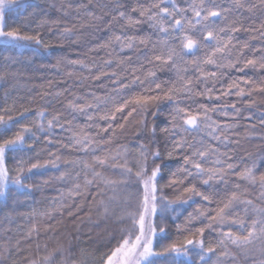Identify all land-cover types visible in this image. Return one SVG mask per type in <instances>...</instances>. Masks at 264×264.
Here are the masks:
<instances>
[{
  "label": "snow or ice",
  "instance_id": "snow-or-ice-1",
  "mask_svg": "<svg viewBox=\"0 0 264 264\" xmlns=\"http://www.w3.org/2000/svg\"><path fill=\"white\" fill-rule=\"evenodd\" d=\"M27 7L26 0H0V42L13 51L0 66V81L15 78L17 65H31L55 47L86 46L96 53L87 63L86 56L57 55L52 68L57 75L63 68L69 78L75 76L70 68L87 70L104 93L85 98L71 89L44 92L45 103L34 112L30 103L9 104L5 94L0 210L15 213L18 196L31 198L53 180L71 188L69 199L54 201L51 212L33 210L22 237L3 238L0 264H88V254L73 244L85 226L103 229L97 239L87 234L102 253L98 264H264V163L237 160L220 147L241 145L230 136L241 121L250 122L248 133L264 144V0H115L112 5L67 0L60 3V18L33 12L10 23L13 13L20 16ZM142 24L150 31L138 34ZM42 27L55 28L54 42L43 38ZM98 31L108 35L93 45ZM16 49H30L28 59L21 60ZM165 70L174 77L162 80L158 72ZM164 101L170 110L162 126ZM213 113L231 123L222 124ZM80 116L89 124L78 125ZM130 128L136 140L117 146V135ZM41 140L64 151L42 156ZM177 160L179 166L162 183L167 162ZM49 169L53 176L33 179ZM191 201L195 210L177 225L182 238L157 243L158 235L169 232L168 223H175L176 205ZM53 213L60 223L67 217L72 227L66 240L50 247L41 244L33 218Z\"/></svg>",
  "mask_w": 264,
  "mask_h": 264
},
{
  "label": "trees",
  "instance_id": "trees-1",
  "mask_svg": "<svg viewBox=\"0 0 264 264\" xmlns=\"http://www.w3.org/2000/svg\"><path fill=\"white\" fill-rule=\"evenodd\" d=\"M67 0H26L28 7L24 10L23 14L17 16L13 13L12 19L10 23L19 24L24 20L25 16H28L30 13H37L38 15L47 14L49 18L57 19L61 17V12L59 11L60 3H66ZM73 4L80 2H87V0H71ZM100 3L106 5H112L115 3V0H99ZM136 0H128V3H135ZM222 3H226L227 0H221ZM55 5V7H53ZM100 11H107V9H97ZM71 17L65 18L64 23H68ZM37 23H33L30 25L31 28L35 29L37 27ZM43 38L49 42L55 41V28L42 27L41 29ZM147 24H142L138 27V34H145L149 32ZM107 32L98 31L96 32L95 37L92 39V44L95 45L97 43H102L103 40L107 37ZM247 38V34H241V39ZM254 43H258L255 41ZM35 47V46H33ZM30 49H16L15 53L20 57L21 60H27L30 55ZM52 55H46L43 57H36L35 60L31 63V65L22 64L17 65L20 69V73L15 78H9L7 81H0V105L5 103V94H8V103L11 104L13 101L19 103L21 101L30 103L32 106V111L34 112L37 108H39L42 104L45 103V99L41 97V93L44 92H63L65 89H71L77 96H83L87 98L90 92H96L98 95H102L104 93V89L100 88L99 82L94 79H90L91 73L87 70L79 71L74 69H69L70 71H75V76L69 78L65 74V70L61 68L59 70V75L56 74V70L52 68V64L55 62V57L57 55H64L65 57L75 58L76 56H80L81 58H85V62L87 63L92 59L96 53L90 52L89 49L85 46L83 50L75 47V46H67L65 45L63 48L55 47L49 50ZM22 53V55H21ZM10 54H13V51L7 49L2 42H0V66L4 64V58ZM104 52H100V56H103ZM99 59V58H98ZM46 66V67H45ZM252 74V73H249ZM159 77L162 80H169L174 77V73L171 71H162L158 72ZM242 75V74H241ZM47 99H52V97H48ZM199 100L200 98H196ZM232 99H235L234 97ZM183 103H194L193 100H183ZM204 103H211L207 100H202ZM56 107H59L57 103ZM161 109L163 110V114L158 117V123L162 126L166 125L167 113L170 110V106L167 101L162 102ZM259 113H257L258 115ZM29 117L32 116V112L27 113ZM213 119L218 120L223 123H231V121L219 115L218 113L212 114ZM19 119L28 123V120H25L24 117H19ZM119 119V114H118ZM255 118L252 123H255ZM76 123L80 126H84L89 124V122L83 116L78 117ZM103 123V122H101ZM248 121H241L240 125L233 129L230 133L231 139H239L241 141V145L237 146L235 144H230L227 149L223 145H221V151H229L231 155H233L237 160L240 159H252L256 158L257 164L260 165L264 163L261 160V157L264 156V144H262L259 140L258 135H252L248 133L247 129L249 127ZM87 131L95 133V129H86ZM259 131V126L257 127V132ZM119 133V129H117ZM59 133V130H58ZM198 139V138H197ZM136 140V137L132 134L131 128L125 132L124 135H117L115 141L117 146L122 143L130 144ZM48 150L51 151H64L60 148L59 145H47L44 141H38L37 143V151L41 153L43 156ZM169 164L168 168L162 170V175L165 179L162 183L166 184L167 180L171 177V171H174L177 166H179L180 161H172L167 162ZM11 166V165H10ZM55 173L54 169L45 170L44 176L36 175L33 179L39 183L43 179H47L49 176H53ZM71 188L70 184H62L60 181L53 180L51 181L45 188L34 190L31 198L25 199L24 196H18L19 203L15 204L16 212L9 213L8 209L0 210V244L4 243V237L11 236L13 238L22 237L24 233L27 232L29 228V214L35 210L37 213L49 211L51 212L53 209V202L61 199L68 200V192ZM166 192H171L172 189L165 188ZM3 198H0L2 201ZM195 200H199V198H195ZM71 202V201H69ZM203 203V202H201ZM9 204H12L11 199L9 200ZM196 203L194 201L189 202L187 205H179L177 204V213L172 214L173 220L175 223L169 222L168 228L169 232L166 235H158L157 243L159 244H167L174 240L180 239L182 228L178 231L177 225H183L186 215L189 212H193L196 208ZM58 208L59 205L57 204ZM33 222L37 223L40 228V242L41 244L47 243L51 247L54 245L57 240H66L68 235V229L72 227L71 224L68 223V218L65 217L63 223L58 222L56 218V213H53L52 218H41L36 216L33 218ZM47 223H51L53 225L51 230L47 229ZM9 229L11 231H9ZM88 232H93V239H97V235L95 233H102L103 229H90L85 226L84 234L78 240H74L73 244L78 246L84 253L88 254V264H98L99 256L102 254L97 251L99 248L98 244H94L93 240L88 239ZM205 236L209 239V234L206 232ZM47 237V240L45 239ZM90 246V247H89Z\"/></svg>",
  "mask_w": 264,
  "mask_h": 264
}]
</instances>
